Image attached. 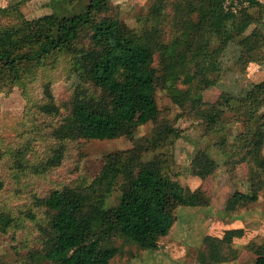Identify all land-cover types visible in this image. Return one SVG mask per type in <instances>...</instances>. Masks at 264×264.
Listing matches in <instances>:
<instances>
[{
  "label": "trees",
  "instance_id": "16d2710c",
  "mask_svg": "<svg viewBox=\"0 0 264 264\" xmlns=\"http://www.w3.org/2000/svg\"><path fill=\"white\" fill-rule=\"evenodd\" d=\"M31 1L0 8V17L7 20L0 25V96L21 89L29 105L26 128L13 139L0 136V244L8 237L11 248L17 242L28 250L15 264H111L127 248L164 249L172 209L186 202L171 159L136 158L126 169L110 159L89 184H79L62 173L69 165L73 174L79 171L85 141L134 142L139 129L149 126L152 148L172 147L183 132L178 123L196 121L212 141L187 173L206 181L226 168L236 188L226 212L257 200L264 187V80L223 89L207 102L188 71L192 37L211 29H223L233 51L228 55L226 49L211 61L214 86H221L228 72L227 56L236 60L232 71L241 74L245 68L238 66L237 56L243 52L264 60V5L259 0L252 1L261 10L251 14L234 0L217 5L165 0L161 9L153 0L136 31L124 30L121 6L112 0H52V13L38 21L41 28L28 32L22 7ZM68 73L73 84L55 97L53 86ZM129 79L139 85L141 113ZM35 89L43 95L30 100L28 93ZM159 91L170 92L175 111L159 108ZM44 186L56 187L45 203L39 198ZM245 187L246 192L240 190ZM116 190L119 202L110 204ZM20 203L33 212L22 216ZM199 206L195 197L187 204ZM244 236V229L205 236L195 264L240 260L244 254L236 240ZM0 264H8L1 252ZM250 264H264V256Z\"/></svg>",
  "mask_w": 264,
  "mask_h": 264
},
{
  "label": "rangeland",
  "instance_id": "374dc122",
  "mask_svg": "<svg viewBox=\"0 0 264 264\" xmlns=\"http://www.w3.org/2000/svg\"><path fill=\"white\" fill-rule=\"evenodd\" d=\"M16 1L17 0H0V8H5ZM112 1L121 6L123 15L122 25L126 31H136L145 23L147 13L153 2V0ZM204 1L211 5L221 3V0ZM234 1L240 9L247 11L248 14L261 10L258 7L259 5L253 4L254 1L252 0ZM259 1L264 5V0ZM156 2L158 8L161 9L165 0H156ZM51 3L52 0H33L22 7V11L29 22L27 26L28 32L29 30H38L41 28V24L39 25L38 21H44L45 17L52 13L50 7ZM4 24H7V20L0 17V25ZM255 28L256 25H253L249 29V33ZM225 50L229 51L228 55L233 53V51L230 50V46H228L227 36L221 28L201 31L192 37L189 51L192 64L191 67H189L188 73L194 78V87L200 89L207 102H214L223 89H239L243 86L246 87L248 84L258 83L264 80V60L245 51L240 57L236 55L238 57V66L245 68L244 74L236 73L235 70L232 71L233 67L236 65V60L235 58L233 59V57L229 59L230 56H227L224 69H227L228 72H226V75L223 77L221 86H214L213 78H215L216 74L211 72L210 63L212 60H219L218 58ZM55 57L56 55L49 57L46 62L50 63ZM154 66H159V60L157 58ZM240 77H242V80L239 79ZM129 81L131 92L137 101L139 113H141L143 104L137 97L139 85L131 79H129ZM72 84L73 76L71 73H68L65 78L61 79L53 86V94L55 97L65 94ZM42 95L43 91L41 89H35L28 93V98L30 100H39ZM158 105L161 110H174L169 91L158 92ZM28 107V102L21 89L16 88L10 95L0 96V136L7 140L13 139L26 128V126H24V121ZM25 122V124H27V121ZM178 125L183 132L180 140L172 147L152 148L149 141V126H144L139 129L134 142L127 138L111 141H85L82 151L86 154V157L79 171L73 174V167L69 165L68 169L63 170L62 176L63 178H69L70 181L79 184H89L100 174L107 160L114 159L123 169H126L131 161L136 158L151 160L157 155H165L172 161V172L174 174H176V172L180 173L181 176L179 180L185 190L188 188L194 190L200 182L197 180L198 178L196 179L190 176L187 173V169L191 167L202 150L209 148L208 146L212 138L204 136V129L202 126H199L196 121L187 119L181 120ZM217 158L220 157L217 156ZM240 173L245 175L246 168L242 167ZM203 182L206 183L204 187L209 194L208 196H211L213 200L217 195V199L211 202L213 203V206H211L212 208H183V210H178L176 212V216L179 217V226L182 233H180L181 235L176 234V237L173 236L174 238H170V242L173 244L167 246V251H173V253L176 254V247L178 251H182V249L185 248V253H187L190 259L189 264H194L200 243L202 242L201 239H199L200 231L199 229L197 230L199 226H196V217H204L211 212V216H209L211 219L207 223L203 222L199 227L204 231V233H202L203 235L205 232L209 233L211 230L210 227L214 228L212 233L218 234L219 236H223L226 228L230 229L237 227L245 231L244 238L236 240V245L243 249L244 255L240 260L230 264H250L252 260L254 261L264 256V187L261 191L257 192V200L241 202L236 205L235 211L226 212L227 202L233 197L236 191V188L229 180L226 168L221 167L216 175ZM55 188L54 186H44L40 191V200H43L45 203L54 195L53 192ZM240 190L243 192L247 191L246 187ZM189 191L190 190L185 192L188 198L190 195ZM191 197H194L192 193ZM118 202L119 192L116 190L110 200V204H117ZM43 208L42 206V209ZM31 210V207L24 203H20L17 206V211L22 216L31 212ZM176 232L179 233L178 228H176ZM11 242V239L8 237L2 239L0 252L5 256V260L8 264H15L16 261H22V257L26 256L28 250H23L21 248L22 245H18L17 242H14L15 247L13 249L9 246ZM165 246H161L162 248L164 247V249H160L161 254L159 253V255L157 252L160 250L156 249L140 252L134 247L127 248L124 255L117 257L111 264H162L158 256L161 255V259L164 261V255L167 254Z\"/></svg>",
  "mask_w": 264,
  "mask_h": 264
},
{
  "label": "crops",
  "instance_id": "0c3cea01",
  "mask_svg": "<svg viewBox=\"0 0 264 264\" xmlns=\"http://www.w3.org/2000/svg\"><path fill=\"white\" fill-rule=\"evenodd\" d=\"M197 179V178H196ZM200 183L197 185V188L196 189H194V190H192L191 188H188L187 190H185V192H188V190H190L189 192H190V195H189V198L185 195V198H186V202L184 203V204H179V205H175V207L172 209V212H171V225H170V232H169V234H168V236H166V237H164L163 239H162V244L166 247L165 248V251L167 252V254L166 255H164V261L161 259V255L160 256H158V259H159V261L162 263V264H189V262H190V259H189V257H188V255H187V253H185L186 252V249L184 248V249H182V251H178L177 250V247H176V254H174L173 253V251L172 252H170V251H167V246H170V244L172 245L173 243L172 242H170V238H174V237H176V234H180V233H182V231H181V228H180V226H179V217H177L176 216V212L178 211V210H183V208L184 209H186V208H188L187 207V204L189 203V201L192 199V197H191V193L193 194V196L197 199V201H198V204H200V208H206V207H209V208H212L211 206H213V203H211V202H213L214 201V199L216 200L217 199V195L215 196V198H213V200L211 199V196H208L209 194L207 193V191H206V188L204 187L205 186V182H203V181H201L200 179H197ZM202 186H203V188H202ZM192 191V192H191ZM218 193V192H217ZM228 203V202H227ZM198 207V208H199ZM192 209H197L196 207L195 208H192ZM209 210V209H208ZM216 210V209H215ZM209 216H211V212H209V214L207 215L206 214V216H204V217H196V223H197V225L196 226H199L200 227V225L201 224H203V222H205V223H207L210 219H211V217H209ZM199 227H197V230L199 229V239H201V241L203 240V238L205 237V236H207V235H209V236H217V237H221V236H219L218 234H214V233H212V231L214 230V228H212V227H210L211 228V230L209 231V233L208 232H205V234L203 235L202 233H204V231L202 230V229H200ZM176 228H178V231H179V233L178 232H176ZM195 228V227H194ZM230 229H238L237 227H233V228H230ZM230 229H225V230H230ZM239 229H242V228H239ZM181 235V234H180ZM174 236V237H173ZM198 237V236H197ZM201 244V243H200ZM185 254H184V253ZM159 253L161 254V250L160 251H158L157 252V254L159 255ZM171 253H172V255H171ZM197 253V252H196ZM184 254V255H183ZM174 255V256H173ZM171 256V257H170ZM196 258H197V256H196ZM157 259V260H158ZM163 261V262H162ZM195 261H196V259H195ZM195 261H194V264H195ZM191 264V263H190ZM193 264V263H192Z\"/></svg>",
  "mask_w": 264,
  "mask_h": 264
}]
</instances>
